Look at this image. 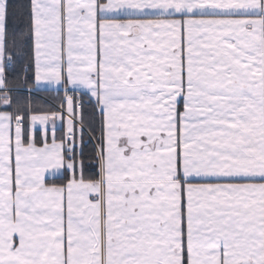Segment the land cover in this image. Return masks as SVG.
Masks as SVG:
<instances>
[{
    "label": "snow or ice",
    "instance_id": "obj_1",
    "mask_svg": "<svg viewBox=\"0 0 264 264\" xmlns=\"http://www.w3.org/2000/svg\"><path fill=\"white\" fill-rule=\"evenodd\" d=\"M0 264H264V0H0Z\"/></svg>",
    "mask_w": 264,
    "mask_h": 264
},
{
    "label": "trees",
    "instance_id": "obj_2",
    "mask_svg": "<svg viewBox=\"0 0 264 264\" xmlns=\"http://www.w3.org/2000/svg\"><path fill=\"white\" fill-rule=\"evenodd\" d=\"M17 4H25L27 0H15ZM27 16L24 14L22 8H18L16 15L10 20L9 23V42L13 39L18 42V50L22 53L17 56L16 64L9 71L8 79L9 86L13 89L14 95L24 94V73L28 70L30 45L24 43L25 36L27 35ZM23 33V35H21ZM60 93L42 92L36 97L37 106L47 110L48 105L56 106L60 103ZM86 122H93L94 117L92 109L86 106L85 110ZM87 139V136H85Z\"/></svg>",
    "mask_w": 264,
    "mask_h": 264
},
{
    "label": "crops",
    "instance_id": "obj_3",
    "mask_svg": "<svg viewBox=\"0 0 264 264\" xmlns=\"http://www.w3.org/2000/svg\"><path fill=\"white\" fill-rule=\"evenodd\" d=\"M48 92H50V93H57V91L55 89H50ZM59 93L61 94V96L63 95L62 89L59 91Z\"/></svg>",
    "mask_w": 264,
    "mask_h": 264
}]
</instances>
